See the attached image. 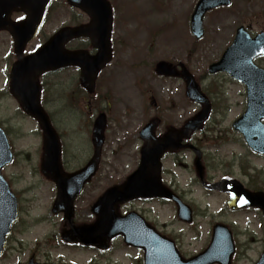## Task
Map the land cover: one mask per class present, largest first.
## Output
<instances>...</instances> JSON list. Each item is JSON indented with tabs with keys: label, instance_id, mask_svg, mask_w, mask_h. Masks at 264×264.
<instances>
[{
	"label": "rangeland",
	"instance_id": "obj_1",
	"mask_svg": "<svg viewBox=\"0 0 264 264\" xmlns=\"http://www.w3.org/2000/svg\"><path fill=\"white\" fill-rule=\"evenodd\" d=\"M110 1L114 6L111 36L114 58L100 74L96 94L87 96L78 92L74 87L76 78L71 71L44 79L47 85L44 107L54 113L50 119L65 135L63 165L68 172L81 168L88 161L90 146L89 150L81 147L86 146L95 116L99 112L107 115L98 172L76 203V219L88 220L89 205L108 187L121 183L135 170L142 144L138 133L149 119L157 117L160 120V133L165 125L179 127L198 111V106L185 98L180 80L154 75L153 66L158 61L185 65L200 80L201 89L213 101L212 114L205 125L206 133H198L192 140L203 152L207 177L210 180L224 176L236 178L241 174V161L255 166L257 172L262 173L259 181L264 180V160L250 154L246 156L247 149L240 135L231 129L232 122L245 108L243 88L225 75L211 76L207 73L208 66L216 62L230 45L239 26L245 27L251 35L264 33V0H231L229 8L207 14L203 22L204 36L197 41L190 33L189 20L198 0ZM86 20L80 12L66 6L64 0H54L33 46L46 40L60 27ZM10 52V39L1 33L0 91L4 89L9 61L13 60ZM255 64L264 69V57L256 59ZM16 113L7 108L5 100L0 101V118L3 121L14 122ZM17 124L20 127L11 133L17 157L4 175L13 183L12 189L19 198L21 223L14 227L0 264H25L30 252L35 251L31 248L36 243L42 247L51 246L52 249L45 252L53 261L90 263L96 259L95 255L60 247L51 238L59 235L61 223V217L50 215V202L54 199L55 190L53 184L38 173L39 153L36 136L32 135L36 133L34 127L22 122ZM246 157H249V162ZM191 165L192 156L188 152L163 161L164 180L181 190L193 210L191 226L181 225L169 204H136L133 207L145 209L150 218L165 226L167 234L178 239V244L182 240L184 248L181 252L186 257L206 247L212 225L223 223L233 231L237 244L232 264H254L264 248L260 214L252 210L229 213L226 197L204 193L194 184ZM29 221L34 227L25 225ZM22 224L25 229H31L25 235ZM20 236L25 243L22 244L23 249L11 245H15ZM119 242L112 246L110 252L98 254L99 264H137L140 254L122 247ZM53 245L56 248L53 249Z\"/></svg>",
	"mask_w": 264,
	"mask_h": 264
},
{
	"label": "water",
	"instance_id": "obj_2",
	"mask_svg": "<svg viewBox=\"0 0 264 264\" xmlns=\"http://www.w3.org/2000/svg\"><path fill=\"white\" fill-rule=\"evenodd\" d=\"M49 0H0V30L10 33L16 42V52L20 53L23 46L29 42L41 22L45 7ZM67 3L80 9L89 17V23L74 28H63L53 35L49 41L36 53L31 55L30 65H39L37 72L42 73L44 69L53 70L60 66L78 65L82 69L81 84L89 91L97 73L111 59L109 48V37L111 31V9L106 0H67ZM229 0H200L191 16V32L196 38L202 36V20L210 9L227 6ZM13 11L23 12L27 18L21 23L9 22V16ZM88 38L91 45L99 51L96 56L89 57L85 52H66L64 44L71 39ZM264 55V34H259L253 39L241 27L236 31L232 44L224 51L220 60L212 64L208 71L211 74L225 72L234 80L246 87L247 106L242 117L233 124L234 130H239L247 145L256 153L264 155V70L256 67L253 60ZM29 65V63H28ZM30 68H33V67ZM43 67V68H42ZM45 67V68H44ZM175 67L171 64L160 62L155 67V72L160 75H175ZM180 76L186 84V96L193 102L201 105V110L184 126L179 129L167 128L165 134L159 138L154 136L157 125L156 120L150 121L139 133L145 146L140 150V164L133 174L119 186H114L97 200L93 206V212L97 215L94 226H85L75 229L76 233L82 232L78 239L93 242L99 248H107L110 238L122 234L127 244L143 247L150 255V263L146 255V264H228L233 251V245L228 231L222 227L214 228L212 243L201 255L188 261H182L173 248L172 243L157 237L153 230L146 227L143 222L130 216L121 218L117 214V206L120 203L138 199L159 197L175 200L178 206V216L184 221H189V209L177 201L176 197L161 183L160 159L167 151L175 152L182 148H192L189 145H181V141L189 139L191 134L201 129L206 120L210 105L207 98L200 91L192 75L181 66ZM15 72H20L16 67ZM13 77L11 92L13 93ZM36 99V97H35ZM25 111L36 118L43 130L44 158L41 165L42 173L50 178L56 186L57 197L54 203V211H64L66 218L71 216L72 202L80 194L83 185L90 181L95 174L99 159L100 149L103 144V129L105 127L104 116L100 115L93 128L92 141L94 155L88 164L75 174H64L59 163V145L54 131L51 129L45 115L36 107L26 108ZM0 163L1 160H0ZM4 163V162H3ZM2 163V164H3ZM0 165V169L1 166ZM194 166L201 177L203 168L197 155ZM230 186L224 189L230 194L228 206L231 210L243 208H258L264 216V195L262 193H249L235 181L227 182ZM223 183H217L211 188L220 190ZM0 199L13 202L9 191L0 178ZM3 203L0 202V205ZM15 214V213H14ZM129 219V220H128ZM128 220V222H126ZM141 230L151 235L152 242L155 241L161 247L156 252L152 247L154 244L140 235ZM96 232V236L91 235ZM157 238H155V237ZM74 240H76L74 238ZM4 238L0 235V252L3 247ZM144 243L145 245H142ZM151 247V248H150ZM160 249V248H159ZM256 264H264V251Z\"/></svg>",
	"mask_w": 264,
	"mask_h": 264
},
{
	"label": "flooded vegetation",
	"instance_id": "obj_3",
	"mask_svg": "<svg viewBox=\"0 0 264 264\" xmlns=\"http://www.w3.org/2000/svg\"><path fill=\"white\" fill-rule=\"evenodd\" d=\"M78 44H76V43H71L69 46H68V48L70 49V50H75V49H78ZM15 60H16V58L15 57H13V60L9 63V67L15 62ZM64 70H61V71H58V72H55V73H52V74H50V73H47V74H45V75H43L42 77H40L38 80H39V83L41 84V86H42V91H43V89H44V87H45V85H43L44 84V79L46 78V77H49V76H52V75H55V74H58V73H62ZM241 87H243V86H241ZM5 93H2V94H0V100H2L3 98H5ZM8 98V100L9 101H11L10 103H9V105H10V108L11 109H15L16 111H17V113L16 114H14V116H13V121L14 122H12V121H3L1 118H0V128L3 130V132H4V134H5V136H6V138H7V140H8V142H9V146H10V152H11V154H12V157H13V159L15 160L16 159V157H17V153L18 152H15V147H14V142L11 140L12 138H11V133L12 132H16L17 131V122H18V120H20V121H25V120H27L28 122H31V120H29L28 118H26L21 112H20V110L18 109V105H16L17 104V102H16V104H15V102H13V100L11 99V98H9V97H7ZM41 106H43V103H42V100H41ZM213 104V103H212ZM44 107V106H43ZM47 114H48V116H49V118H50V114L47 112ZM18 117H19V119H18ZM241 117V115L238 117V119ZM16 122V123H15ZM32 124H33V122H32ZM36 135H37V144H38V146H37V149H38V151H39V149H40V147H41V135H40V133L39 132H37L36 133ZM62 144H63V142H62ZM39 147V148H38ZM62 147H63V145H62ZM65 151H66V149H65V145H64V153H65ZM249 155V153L247 152V154H246V156H248ZM202 156H203V154H202ZM256 156V155H255ZM27 157V156H26ZM258 156H256L255 158H257ZM248 158L249 157H246V160L248 161ZM258 158H261V157H258ZM261 159H263V158H261ZM63 162H64V160H63ZM249 162V161H248ZM239 165H240V175H238V177H236V178H234V177H232V176H230V179H234V180H236L242 187H243V189L244 190H247V191H249V192H256V191H262V192H264V180H261V181H259V176L262 174V173H258L257 172V170H256V168H255V166H252L251 165V163L249 162V163H242L241 161L239 162ZM63 167H64V165H63ZM184 168H186V166H183ZM65 169V168H64ZM66 170V169H65ZM163 173H164V171H163ZM163 173H162V176H163ZM223 179H227V177H222ZM222 178H220L219 180H221ZM204 180L207 182V184H211V183H213V182H216V181H219V180H210L208 177H207V175H206V173L204 174ZM165 181V180H164ZM193 181L194 182H197V184H198V180L194 177L193 178ZM165 183L171 188V189H173V191L179 196V198L183 201V202H186V200H185V198H184V194L181 192V190L179 189V188H177L176 187V185L173 183V184H171V183H167L166 181H165ZM13 190V192H14V194L17 196V194H16V192H15V190L14 189H12ZM17 206L19 207V200H18V198H17ZM166 201H163V200H151V201H143V202H132V203H129V204H127V205H124L122 208H127V209H125L124 210V212H126V213H131V212H135V213H137V214H139V216L141 217V219H143V221H144V223L147 225V227H151V228H153L155 231H157V233L158 234H160V235H164L166 238H168L169 240H171L173 243H174V245H175V247L177 248V250L179 251V253H180V255L181 256H183V257H186L185 256V254L183 253L182 254V247L184 248V245H183V242H182V240H181V244L179 243L178 244V242H177V238L175 237V236H173V235H170V234H167L166 233V228H165V226L164 225H162V224H159L158 222H156L154 219H152V218H150L148 215H147V213H146V210L145 209H137L136 207H133L134 205H136V204H143V205H152V204H156V205H164V204H168V203H171V202H166ZM169 205H171V204H169ZM18 211H19V213H21V210H19V208H18ZM95 221V216L93 215H89V218H88V220H85L84 222H86V223H93ZM81 223H83L82 221H78V220H76V217H75V219L73 220V225H80ZM29 227H31V225H29ZM34 227V226H33ZM65 228H67V226H66V224H62V229H65ZM31 229L30 228H26L25 229V227H23V234L25 235L26 234V232L27 231H30ZM12 232H14L13 230L11 231V234H12ZM140 232V235L143 237V238H146V239H148V241L151 243L152 242V238H151V235H149V234H147V232L146 231H144V230H141V231H139ZM21 236L19 237V240L16 242V244L14 245V244H12L11 243V245H13V246H15V247H21V249H23L22 248V244L23 245H25V243L21 240ZM114 242V241H113ZM117 242H119V241H117ZM116 242H114L113 244H112V246L115 244ZM120 244H122L121 242H119ZM153 244H154V248H157V249H161V247L160 246H158L157 244H156V242L155 241H153L152 242ZM112 246H111V248H112ZM65 247L66 248H68V249H70V250H77V251H82V252H87V253H90V254H93V255H95V257H96V259H94L93 261H90V263H88V264H99L98 263V259H97V256H98V252L95 250V249H92V248H87V247H74L73 245H71V244H69V245H65ZM122 247H124V248H126V249H129V250H133V251H135V252H137V253H139L140 254V256H139V258H138V262H137V264H143V254H142V251H140V250H137V249H134V248H130V247H125V246H122ZM110 248V249H111ZM17 249V248H16ZM19 249V248H18ZM20 250V249H19ZM41 250L43 251V252H45L46 251V248L45 247H42L41 248ZM182 251V252H181ZM46 253V252H45ZM100 254H105V253H100ZM40 258V259H39ZM33 261V263H46V264H48V263H50V261L48 260V257L47 256H44V257H42L40 254H38V256H31V257H29L28 258V262L26 263V264H29V261ZM40 261H43V262H40ZM100 263H102V262H100ZM58 264V263H57ZM108 264V263H107Z\"/></svg>",
	"mask_w": 264,
	"mask_h": 264
}]
</instances>
